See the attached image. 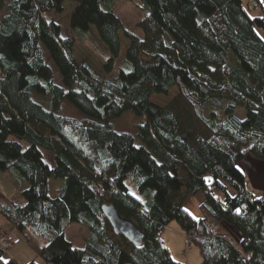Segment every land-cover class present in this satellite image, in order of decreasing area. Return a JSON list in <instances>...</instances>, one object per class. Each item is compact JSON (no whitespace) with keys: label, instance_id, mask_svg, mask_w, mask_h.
Returning a JSON list of instances; mask_svg holds the SVG:
<instances>
[{"label":"trees","instance_id":"1","mask_svg":"<svg viewBox=\"0 0 264 264\" xmlns=\"http://www.w3.org/2000/svg\"><path fill=\"white\" fill-rule=\"evenodd\" d=\"M141 1L142 38L125 30L114 0H0V173L17 186L0 213L47 242L46 264H184L161 238L173 222L201 264H264V196L244 173L246 160L264 163V0ZM253 1L262 16L250 14ZM65 2L76 4L70 27L106 57L105 75L79 62L75 40L48 18ZM121 31L129 44L112 77ZM173 90L169 104L154 103ZM66 102L83 119L63 114ZM126 113L140 119L135 134L114 127ZM184 193L201 197L202 219ZM104 204L138 227L141 247L114 234ZM220 223L236 242L217 235ZM73 224L88 231L84 248L66 237Z\"/></svg>","mask_w":264,"mask_h":264},{"label":"rangeland","instance_id":"2","mask_svg":"<svg viewBox=\"0 0 264 264\" xmlns=\"http://www.w3.org/2000/svg\"><path fill=\"white\" fill-rule=\"evenodd\" d=\"M245 4L249 5V0H243ZM264 3V1L262 2ZM260 7V6H259ZM76 8V4L72 2H65L62 6V12L56 13L51 12L48 14V18L58 22L62 26V35L65 37H71L75 40V56L76 59L80 61H87L90 65L101 75H105L104 66L106 64V57L103 55L101 50L94 45V41L86 35H80V33L74 31L70 27L71 16ZM113 11L114 13L123 21L125 30L133 33L134 35L142 38L143 33L141 30L137 28V24L147 17V11L144 9V5L141 0H114L113 2ZM250 14L253 17L262 16L261 8L258 9H250ZM264 15V14H263ZM92 33L95 38H97V32L94 28H92ZM259 35L264 39V31L258 30ZM121 40H122V49L120 53V57L116 61L115 68L111 73L112 77H117L119 74V70L121 67V63L125 57L126 47L129 44V41L124 37V32H120ZM46 61L48 65L52 68L54 75L56 76V82L59 85H62L61 77L59 76L58 70L55 67L53 61L46 56ZM177 94L176 90H173L169 93L168 96H159L155 95L153 97L154 103L159 106H166L171 102V100ZM63 114L76 118L83 119V115L76 110L70 103L66 102L63 106ZM238 117L242 120L246 117V112L244 110H240L238 112ZM140 122V119L136 117L132 113H126L121 118L114 120V127L118 132H127L135 134L137 130V124ZM45 161L53 166V159L50 154L44 152ZM1 174V173H0ZM14 184L9 181L7 177H2L0 180V191L5 193L7 196L15 195L14 192ZM12 192V193H11ZM12 197V196H11ZM10 197V198H11ZM198 198V197H197ZM196 197H189L186 193L181 198V202L187 201L188 208L190 212L196 215L194 208L198 207V202L196 201ZM201 198V197H199ZM200 206V205H199ZM0 218L4 220L3 227L1 230L8 231L10 233H14L17 237L21 239V244L18 246L12 247L10 250H7L5 254L2 256L0 260V264H6V261L13 259L18 264H29L32 261H37L39 264H46L39 257V252L45 248L47 242L35 236H30L26 238L24 235L16 232L13 227L9 226L4 219V217L0 213ZM184 232L180 228V226L173 222L169 226H167L161 237L164 240L166 246L170 249L172 257L174 260L178 262H182L184 264H201V254L199 248L191 243L190 245H186ZM67 239L72 243L74 248H84L86 239L88 237L87 229L83 228L78 224L71 225L66 232ZM16 257V258H15ZM18 259V260H17Z\"/></svg>","mask_w":264,"mask_h":264},{"label":"crops","instance_id":"3","mask_svg":"<svg viewBox=\"0 0 264 264\" xmlns=\"http://www.w3.org/2000/svg\"><path fill=\"white\" fill-rule=\"evenodd\" d=\"M42 153L44 155V151H42ZM244 167H245L244 173L246 176V183H247L249 190L256 197L264 196V163H260L258 161L253 160V159L252 160L248 159L245 161ZM2 177H7L9 179V181H11L14 184V186L17 188L14 180L12 179V177L9 174L1 173L0 174V180L2 179ZM15 191H16V189L14 188V192ZM11 196H13V195L11 194L10 196L9 195L7 196L5 193L0 191V201L7 199V198H10ZM50 196L53 198H56L58 196L55 189H54L53 182H50ZM197 197H196L197 198L196 201L198 202V207L194 208L196 215H194L193 213L190 212V209L188 208V206H190V204L187 205L188 204L187 201H186V203H184L183 206L195 219L199 220V219L203 218V214L201 213L200 207H199L200 202H201V198H199V196H197ZM0 221H2L4 223V220H2L1 218H0ZM3 223L0 222V230L3 227H6V225H3ZM216 232H217L218 236L225 237V238H227L233 242H236L240 236L238 233H234L232 231V229L230 227H228L227 225H225L224 223H220L216 226ZM19 264H21V263L19 262Z\"/></svg>","mask_w":264,"mask_h":264},{"label":"water","instance_id":"4","mask_svg":"<svg viewBox=\"0 0 264 264\" xmlns=\"http://www.w3.org/2000/svg\"><path fill=\"white\" fill-rule=\"evenodd\" d=\"M102 212L116 236L123 237L135 247L143 245L144 234L131 221L123 218L114 205L104 204Z\"/></svg>","mask_w":264,"mask_h":264},{"label":"built area","instance_id":"5","mask_svg":"<svg viewBox=\"0 0 264 264\" xmlns=\"http://www.w3.org/2000/svg\"><path fill=\"white\" fill-rule=\"evenodd\" d=\"M252 6L258 8L257 2L253 1ZM186 245H190L189 240L185 237ZM21 244V239L17 237L14 233H10L5 230H0V250L7 251L14 246Z\"/></svg>","mask_w":264,"mask_h":264}]
</instances>
